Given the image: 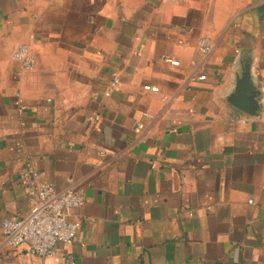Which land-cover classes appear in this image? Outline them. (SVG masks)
<instances>
[{
	"label": "crops",
	"instance_id": "obj_1",
	"mask_svg": "<svg viewBox=\"0 0 264 264\" xmlns=\"http://www.w3.org/2000/svg\"><path fill=\"white\" fill-rule=\"evenodd\" d=\"M29 166L84 189L53 258L6 246ZM0 264H264V0H0Z\"/></svg>",
	"mask_w": 264,
	"mask_h": 264
},
{
	"label": "built area",
	"instance_id": "obj_2",
	"mask_svg": "<svg viewBox=\"0 0 264 264\" xmlns=\"http://www.w3.org/2000/svg\"><path fill=\"white\" fill-rule=\"evenodd\" d=\"M213 51V43L209 37H202L197 46V53L202 58V64L207 61ZM12 60L21 63L24 69L33 71L36 58L25 44H20L13 51ZM163 61L171 66H180V61L170 56H164ZM194 66L199 64L192 62ZM206 75L201 72L198 80H204ZM120 80L115 77L106 92H111L119 86ZM166 99V98H165ZM20 104V102H18ZM149 116L148 113H144ZM143 129L141 122L134 123L138 133ZM40 173L30 166L23 174L21 184L31 199V210L22 217H10L3 221V231L6 246L16 250L26 246L28 251L43 258H53L59 254L61 245L73 244L81 225V219L74 214L85 205L84 189L69 187L60 191L53 183L38 182ZM253 203V199L249 200Z\"/></svg>",
	"mask_w": 264,
	"mask_h": 264
},
{
	"label": "water",
	"instance_id": "obj_3",
	"mask_svg": "<svg viewBox=\"0 0 264 264\" xmlns=\"http://www.w3.org/2000/svg\"><path fill=\"white\" fill-rule=\"evenodd\" d=\"M253 79L254 77L251 73L250 67H244L242 72L238 74L236 92L230 97V101L246 112L251 113L254 116H259L260 111H257V104H252V102H250L249 104L246 103L245 101H247V97L241 95L242 91L247 87L251 88L253 92L258 94Z\"/></svg>",
	"mask_w": 264,
	"mask_h": 264
}]
</instances>
